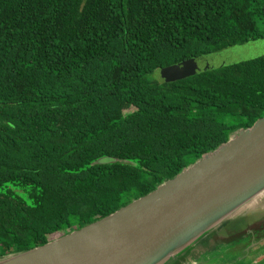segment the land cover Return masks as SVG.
<instances>
[{
  "label": "trees",
  "instance_id": "16d2710c",
  "mask_svg": "<svg viewBox=\"0 0 264 264\" xmlns=\"http://www.w3.org/2000/svg\"><path fill=\"white\" fill-rule=\"evenodd\" d=\"M262 39L264 0H0V257L113 213L264 117V55L145 79Z\"/></svg>",
  "mask_w": 264,
  "mask_h": 264
},
{
  "label": "water",
  "instance_id": "95a60500",
  "mask_svg": "<svg viewBox=\"0 0 264 264\" xmlns=\"http://www.w3.org/2000/svg\"><path fill=\"white\" fill-rule=\"evenodd\" d=\"M118 162L103 157L95 164ZM263 192L264 117L148 194L42 246L0 257V264H173L220 227L223 237L236 236L239 210ZM245 236L216 246L231 245L225 251L238 258L250 245Z\"/></svg>",
  "mask_w": 264,
  "mask_h": 264
},
{
  "label": "rangeland",
  "instance_id": "374dc122",
  "mask_svg": "<svg viewBox=\"0 0 264 264\" xmlns=\"http://www.w3.org/2000/svg\"><path fill=\"white\" fill-rule=\"evenodd\" d=\"M262 55H264V39L234 46L218 53L192 58L168 68L155 69L149 75H146L145 79L150 83L166 84L200 73L215 71ZM262 199L261 202H264V197ZM240 217L241 221H239L240 223L237 226L239 233L236 236H231L227 231V235L223 237L222 234L224 232L220 230V227L204 238V241L209 244L205 245L204 243L200 247L197 245L199 248L196 246L195 249L198 250L194 253L191 248L190 250L188 249L172 263L177 264L181 260L182 264H264V208L242 211ZM241 235H246L241 240L246 244L249 241L250 245L246 246L243 244L244 247L242 246L239 256L237 255L238 258L225 251L231 245H228V247L223 244L224 247L216 246L217 242L230 244L238 241V236ZM258 237H260L259 240L257 239ZM201 251L206 252L197 257L196 253ZM188 253L191 254L189 258L187 257Z\"/></svg>",
  "mask_w": 264,
  "mask_h": 264
},
{
  "label": "bare ground",
  "instance_id": "6f19581e",
  "mask_svg": "<svg viewBox=\"0 0 264 264\" xmlns=\"http://www.w3.org/2000/svg\"><path fill=\"white\" fill-rule=\"evenodd\" d=\"M264 197V192L252 199L247 205L242 207L239 211L244 210H254L264 208V202H261Z\"/></svg>",
  "mask_w": 264,
  "mask_h": 264
},
{
  "label": "flooded vegetation",
  "instance_id": "af4514ba",
  "mask_svg": "<svg viewBox=\"0 0 264 264\" xmlns=\"http://www.w3.org/2000/svg\"><path fill=\"white\" fill-rule=\"evenodd\" d=\"M259 249H262V248H259ZM259 249H258V250H259Z\"/></svg>",
  "mask_w": 264,
  "mask_h": 264
}]
</instances>
